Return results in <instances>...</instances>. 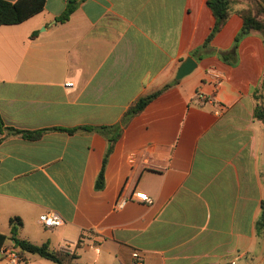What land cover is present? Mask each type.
I'll list each match as a JSON object with an SVG mask.
<instances>
[{
	"label": "crops",
	"instance_id": "1",
	"mask_svg": "<svg viewBox=\"0 0 264 264\" xmlns=\"http://www.w3.org/2000/svg\"><path fill=\"white\" fill-rule=\"evenodd\" d=\"M208 1L84 0L62 23L67 0H46L24 23L0 27V119L49 129L39 141L0 133V234L77 255L70 264H264V124L254 117L264 40L252 32L231 52L238 4L200 50L216 22ZM188 57L198 66L177 80ZM210 68L223 75L219 87ZM102 126L121 136L97 189L108 139L59 129ZM49 210L62 226L41 224Z\"/></svg>",
	"mask_w": 264,
	"mask_h": 264
},
{
	"label": "trees",
	"instance_id": "2",
	"mask_svg": "<svg viewBox=\"0 0 264 264\" xmlns=\"http://www.w3.org/2000/svg\"><path fill=\"white\" fill-rule=\"evenodd\" d=\"M82 1L84 0H67L66 8L64 12L58 17V21L62 23L67 22L71 15L77 10L79 4ZM238 4L244 5L238 12L243 19V25L240 33L235 39L231 52L234 53L239 47L240 42L252 32L260 33L264 40V0H209L208 5L213 11L216 22L210 36L200 50H203L209 46L214 37L227 24L231 14ZM45 5L46 0H17L16 2L0 0V27L6 25L22 24L33 16L42 12L45 8ZM36 35L37 32L33 33L32 37H35ZM200 50L194 52L193 56L201 59V56L199 55ZM160 93L161 91H158L147 97L139 99L129 109L125 122L128 121L129 118L141 113L145 107ZM258 93V95H255L257 105L255 107L254 117L264 124V80L261 90L258 91ZM81 129L100 132L109 141V146L104 157L103 166L96 182V188L102 189L105 184V169L108 158L113 151L115 143L121 136L120 127H79L74 129L59 130L74 133ZM48 130L49 129L38 131L21 130L6 126L5 123L0 119V133L6 131L10 135H19L31 141L41 140ZM261 209L262 214L260 220L257 222L258 233H261L264 230V200L261 203ZM11 224H20V219L17 217L12 218ZM13 234H16V232H13ZM8 239L14 241V243L20 248L21 254L24 257V262H26V254L38 255L57 264H70V261L78 258V256L75 254L70 255L52 250L48 243L37 245L28 240L19 239L15 235L8 237L0 234V248L6 243Z\"/></svg>",
	"mask_w": 264,
	"mask_h": 264
},
{
	"label": "built area",
	"instance_id": "3",
	"mask_svg": "<svg viewBox=\"0 0 264 264\" xmlns=\"http://www.w3.org/2000/svg\"><path fill=\"white\" fill-rule=\"evenodd\" d=\"M207 74L212 78L213 82L215 83L216 87H219L223 82V75L219 71L215 69H208ZM199 99H205L203 94H198ZM134 155H132V159H134ZM132 199H137L139 201H143L148 204H152L153 200L151 197L138 194L134 195ZM128 199H121L117 203L118 208H123L128 203ZM40 222L41 224L48 228V229H54L58 228L63 225L64 221L61 215L54 211L49 210L45 213H43L40 216ZM24 262V257L21 254L20 248L14 243V241H9L8 243H5L0 248V264H22Z\"/></svg>",
	"mask_w": 264,
	"mask_h": 264
},
{
	"label": "water",
	"instance_id": "4",
	"mask_svg": "<svg viewBox=\"0 0 264 264\" xmlns=\"http://www.w3.org/2000/svg\"><path fill=\"white\" fill-rule=\"evenodd\" d=\"M198 64L197 62L192 58L188 57L180 66L178 72H177V80L182 79L183 77L191 74L196 68Z\"/></svg>",
	"mask_w": 264,
	"mask_h": 264
},
{
	"label": "rangeland",
	"instance_id": "5",
	"mask_svg": "<svg viewBox=\"0 0 264 264\" xmlns=\"http://www.w3.org/2000/svg\"><path fill=\"white\" fill-rule=\"evenodd\" d=\"M40 30H41V29H40ZM33 259H38V258H34V257H33L32 260H33Z\"/></svg>",
	"mask_w": 264,
	"mask_h": 264
}]
</instances>
